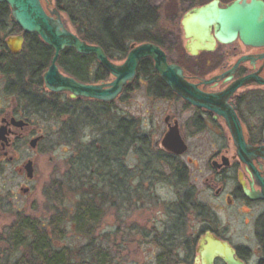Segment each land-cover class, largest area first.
I'll return each instance as SVG.
<instances>
[{
  "label": "flooded vegetation",
  "instance_id": "flooded-vegetation-1",
  "mask_svg": "<svg viewBox=\"0 0 264 264\" xmlns=\"http://www.w3.org/2000/svg\"><path fill=\"white\" fill-rule=\"evenodd\" d=\"M40 1L44 9L55 6L54 0ZM210 1L212 0L193 5L187 11ZM234 1L218 0V4L225 7ZM246 1L250 2V0ZM259 1L264 4V0ZM180 27L184 39V52L187 57L192 58V62L188 65L170 59L169 52L174 50L173 47L168 48L165 45L167 31L164 35L161 34L158 41L148 42L160 47L166 55L167 63L179 66L183 71L184 80L204 94L221 93L232 89L235 83L243 80L241 85L233 87L234 90L226 99L225 105L230 112L235 113L245 142L251 147L264 146L262 136L264 130V43L249 45L237 36L229 43L215 40L212 50H199L197 54L193 55L186 49L187 40L184 38L181 20ZM211 32L213 33V29ZM162 36L165 38L163 39ZM53 54V48L46 44L38 34L24 32L13 19L9 5L0 2V211L13 212L14 218L7 227L8 230L16 221H24L25 218L35 219L22 213L20 203L23 198L30 196L35 190L38 172L36 148L46 143H49V148L56 145L54 138H50V133L40 127L39 117L63 116L65 145L74 148V150L79 147V142L76 140L77 133L88 127L93 128V122H96L98 138H103L104 129L101 120L103 112L101 110L97 111L95 115L89 114L81 103V97L72 99L69 92L56 93L45 86L43 74L50 66ZM149 59L158 76L160 86L163 87L162 91H159L151 85L149 79L145 78L143 80H146V84L149 85V94L159 100L166 101L169 108H172L174 101L181 104L178 112L167 108L163 117L164 134L158 143V150L162 155L160 158L166 161L170 160L169 165L175 176H179V178L182 176V180L188 181L192 174L188 172L187 162L195 164L187 156L190 147L183 138V132L195 133L208 129L217 136H221L223 133L227 134L226 138L220 137L222 140L211 143L212 152L207 165L210 171L208 180L213 187L215 204L209 208L210 217L201 222L205 230L196 241L194 238L187 243L189 244L187 249L184 248V242L178 241L176 234L166 241L170 247L180 244L177 251L185 253V258L175 253L178 258L172 264H195L199 241L206 232L228 242L242 264H264V200L250 199L244 192V188L249 192L261 191L258 177L264 176V160L261 157L251 158V165L242 160L224 116L215 111L194 106L173 92L160 79L154 69L153 60ZM59 70L64 75L71 76L63 72L60 67ZM74 79L91 84L105 82L100 80L93 83ZM63 93L67 98H62ZM184 112H187V115L182 118ZM117 123L115 122L113 125L116 131L118 130ZM105 126L108 127L106 124ZM132 136V140L126 144L127 154H130L134 159L139 158L140 161L137 164L122 165L121 167L118 150L116 151L112 165V195L115 197L114 201H121L120 179L121 177L127 178L128 202L129 204H138L139 201L136 198L140 192L145 190L141 191L140 181L145 174L148 175L153 171V167L148 165L152 156L150 158V155H146L145 151H141L142 157L139 156L140 153L136 145L141 141L133 139L134 132ZM178 144L182 145L180 153L175 152L179 148ZM184 156L186 163L182 160ZM144 160L145 163H143ZM141 166H144V169ZM9 168L11 172L7 171ZM137 178L139 179L138 185L135 182ZM180 180L179 182L183 183ZM100 184L109 190L108 183L100 182ZM191 192L192 189L189 186L185 193ZM178 196L177 211L171 215L167 223V225L172 223L175 228L181 226L184 202L186 203L184 206L188 205L194 210L201 205V202H196L193 196L189 195L187 200L184 199V195L178 194ZM148 202V199L143 201L144 204H148ZM220 211L232 212L240 218V225L249 229V235L243 236V241L234 244L226 237L221 236L217 228L214 229V225L219 222L217 213ZM6 238L0 236V260L11 256L6 252L4 243ZM250 238L255 245L249 243ZM161 244L164 245V243H160V247ZM14 255L17 258L20 252L14 253ZM214 264L224 263L220 259H216Z\"/></svg>",
  "mask_w": 264,
  "mask_h": 264
},
{
  "label": "rangeland",
  "instance_id": "rangeland-1",
  "mask_svg": "<svg viewBox=\"0 0 264 264\" xmlns=\"http://www.w3.org/2000/svg\"><path fill=\"white\" fill-rule=\"evenodd\" d=\"M148 1L159 12V20L156 26L158 30L156 31H161L162 35L167 31V43L165 45L168 48L173 47V50L177 52L170 51V59L188 65L192 62V58L187 57L183 49L184 39L180 20L191 6L207 0ZM61 18L62 20L65 19L62 12ZM64 25L73 30L69 23ZM162 38L164 39L165 36H162ZM124 60L125 57L111 61L121 64ZM95 65L96 62H93V66ZM112 79L113 77L109 74L104 81L109 82ZM148 87L146 80L144 81L136 76L122 94L112 102L101 104L96 102L95 99L81 97V103L87 109V113L95 115L99 110L103 112L101 119L104 129L103 135L114 128L113 125L119 119H128L133 124H137L139 137L141 138L139 140L141 143L136 145L140 153L139 156H143L141 151H145L146 155L149 154L150 158L152 156L148 165L153 167V171L148 175H142L143 178L139 187H141V191L142 189L145 190L138 194L136 198L139 201L138 204H129L124 200L114 201L115 197L113 196V199L111 197L112 192L104 185L99 184L98 178H91L87 187L84 188V192L93 190L96 191V194L104 192L103 196L106 197L102 202L103 207L99 211L100 222L94 232L96 237L94 243L108 250V254L111 256L110 264H161V262L162 264H172L178 258L175 253L185 258L184 252L177 251L180 244L170 247L166 241L170 240L174 234L177 235L178 241L184 242L185 245L194 238L196 241L205 230L203 223H201L202 220L210 217L209 208L215 204L213 187L208 180L210 171L207 164L212 152L211 143L222 140L220 137L226 138L227 134L223 133L221 136H217L208 129L195 133L183 132V138L190 147L187 156L195 164H188L187 162L188 172L192 174L188 181L182 180V176L180 178L175 176L169 165L170 160L166 161L160 158L162 155L158 150V143L164 134L163 117L169 106L166 101L150 95ZM64 93L62 98H67ZM173 103L172 108L169 109L178 112L181 108L180 102L174 101ZM186 115L187 112H184L182 118H185ZM63 119L64 117L61 115L55 118H38L40 127L50 133V138H54L56 145L49 148V143H46L36 148L38 172L35 190L30 196L23 198L20 206L23 214L43 222L54 219L56 216L61 217L64 214L67 218L63 224L64 233L59 245L77 249L86 246L88 239L78 233L74 225L68 221L66 211L74 212L76 204L80 201V196L76 194L78 188L75 178H72L68 183L70 189L67 188L65 180L73 173L70 167L71 160L77 156V162L83 161L87 154V148L84 146L88 144L95 146L100 138H98L97 128L94 125L93 128L88 127L77 133L76 140L79 142L77 149L74 150V148L66 146ZM132 130V133L135 132V129ZM185 158L184 156L182 160L186 163ZM120 159L125 166L137 164L140 161L139 158L134 159L130 154H127V150ZM145 162L144 160L143 163ZM141 168L144 169V166H141ZM7 171L11 172V169L9 168ZM178 178L183 183H180ZM135 182L138 185L139 179L137 178ZM189 186L192 192L186 194L185 192L188 191ZM74 188L76 190L72 191ZM178 194L182 196L186 194L185 200L189 195L193 196V199L196 202H201V205L197 206L195 210L188 207V205H183L181 226L175 228L172 223L168 225L167 223L171 215L177 211ZM145 199L149 200L148 204L143 203ZM184 204L186 203L184 202ZM12 213L0 211V236L3 238L8 236L9 230L7 227L14 218ZM217 217L219 222L214 225V229L217 228L218 233L232 243L241 242L243 236L249 235V229L242 227L239 223L240 218L232 212L220 211L217 213ZM6 239L5 244H7ZM160 243H164L168 246V249L165 246L160 247ZM249 243L255 245L251 238ZM15 257L16 255L11 253V256L6 258L7 260H0V264H12L13 260L16 259Z\"/></svg>",
  "mask_w": 264,
  "mask_h": 264
},
{
  "label": "trees",
  "instance_id": "trees-1",
  "mask_svg": "<svg viewBox=\"0 0 264 264\" xmlns=\"http://www.w3.org/2000/svg\"><path fill=\"white\" fill-rule=\"evenodd\" d=\"M55 6L64 14V24L69 23L80 39L101 46L107 57L113 61L126 57L131 44L156 42L161 36V31H156L158 9L148 0H55ZM93 62H96L95 66ZM57 63L63 72L83 82L96 83L109 76L94 56L81 55L71 48L60 53ZM136 75L141 79H149L155 89L162 91L163 87L160 86L149 58L139 62ZM117 125V131L115 128L107 131L95 146H84L87 148L85 159L77 162L75 156L71 160L73 173L65 180L67 188L70 189L68 183L75 178L78 188L76 194L80 196L74 212L66 211L68 221L78 233L87 237L88 244L77 249L59 245L64 233L63 224L67 218L64 214L45 222L25 218L24 221L14 222L7 233V253L20 252L12 264H110L108 250L94 243V232L100 222L99 211L106 197L103 196L104 192H99L98 195L94 190L86 193L84 188L94 177L99 179V184L108 183L109 191L112 192V165L116 151L118 150L120 159L127 150V142L132 140V129H135L133 139H141L137 124L132 121L121 118ZM119 162L122 167V160ZM127 183L128 179L121 177L120 199L126 202L129 188ZM74 190L76 188L72 189ZM111 197L113 199V195ZM188 245L184 248H189ZM161 247L164 245L161 244ZM165 247L168 249V246Z\"/></svg>",
  "mask_w": 264,
  "mask_h": 264
},
{
  "label": "water",
  "instance_id": "water-1",
  "mask_svg": "<svg viewBox=\"0 0 264 264\" xmlns=\"http://www.w3.org/2000/svg\"><path fill=\"white\" fill-rule=\"evenodd\" d=\"M10 7L15 22L26 33H36L53 48L54 54L50 66L43 74L45 86L53 92H69L70 98L84 97L103 102H112L131 83L139 62L144 58L153 60L154 69L160 79L177 95L197 107H203L224 116L230 127V134L237 152L242 160L251 165V158L261 157L264 160V146L251 147L245 140L239 121L234 112H230L225 101L233 87L241 85L243 80L235 83L232 89L218 94H204L195 86L184 80L182 69L175 64H168L164 51L155 44L144 42L131 44L125 60L121 64L112 62L101 46L89 44L80 39L67 28L59 10L53 6L44 9L40 0H0ZM263 15V17H260ZM186 49L193 55L199 50H212L215 40L229 43L237 36L246 44L264 43V4L259 0H235L228 6L221 7L218 0L187 11L181 19ZM213 29V33L211 30ZM71 48L81 55H93L97 62L113 77L109 82L97 84L82 83L59 71L56 64L60 53ZM264 140V130L262 133ZM181 143V142H180ZM176 153H180L177 145ZM260 192H249L250 199L264 200V176L258 177ZM220 259L224 264H242L235 256L231 245L210 232L200 239L195 264H214Z\"/></svg>",
  "mask_w": 264,
  "mask_h": 264
},
{
  "label": "bare ground",
  "instance_id": "bare-ground-1",
  "mask_svg": "<svg viewBox=\"0 0 264 264\" xmlns=\"http://www.w3.org/2000/svg\"><path fill=\"white\" fill-rule=\"evenodd\" d=\"M61 14V13H60ZM72 31V30H71ZM73 32V31H72ZM67 49V48H66ZM75 51V50H74ZM93 56V55H92ZM97 61V60H96ZM98 63V62H97ZM56 64H57V62H56ZM99 64V63H98ZM100 65V64H99ZM58 66V65H57ZM101 66V65H100ZM59 68V67H58ZM60 71V70H59ZM61 72V71H60ZM63 74V73H62ZM66 76H68V75H66ZM69 77H71V76H69ZM73 78V77H72ZM56 93H60V92H56ZM84 98V97H83ZM73 99V98H72Z\"/></svg>",
  "mask_w": 264,
  "mask_h": 264
}]
</instances>
